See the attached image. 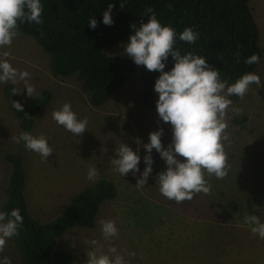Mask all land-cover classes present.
Instances as JSON below:
<instances>
[{
	"label": "rangeland",
	"instance_id": "obj_1",
	"mask_svg": "<svg viewBox=\"0 0 264 264\" xmlns=\"http://www.w3.org/2000/svg\"><path fill=\"white\" fill-rule=\"evenodd\" d=\"M249 6L261 48L254 72L264 83V0H250ZM124 44L105 51L129 58L123 54ZM0 59L30 73L28 79L35 87L36 98L45 90L53 94L31 131L34 136L43 135L53 149L45 161L22 143H16L22 131L4 94L5 84H0V211L7 199L12 172L4 156L16 154L23 159L28 174L29 209L42 223L57 218L75 195L99 180L108 179L115 184L117 197L101 205L94 228H74L57 239V250L71 253L75 264H86V251L92 247L110 256L108 249L115 247L125 264H264V240L254 236L243 219L246 214H253L264 222V86L252 84L243 99L229 97L232 106L226 116V131L230 142H224L228 174L223 179L205 174L211 191L194 193L191 200L177 203L160 194L153 178L165 168L155 150L153 172L142 189L135 186L131 171L121 177L110 164L121 143L134 150L140 146L142 172L147 154L142 144L148 142L149 133L163 127V145L167 147L171 142L170 124H158L156 109L141 104L144 86L139 70L107 103L93 107L77 76L52 75L51 56L31 36L19 33L11 46L0 48ZM15 86L25 103L36 99L27 96L23 82ZM64 103H70L79 118L88 119L82 136L73 135L52 119V112ZM91 166L98 170L95 182L87 179ZM101 220L114 221L118 235L105 240ZM92 240L97 245H92ZM0 255L9 256L12 264H21L15 236L6 242Z\"/></svg>",
	"mask_w": 264,
	"mask_h": 264
},
{
	"label": "trees",
	"instance_id": "obj_2",
	"mask_svg": "<svg viewBox=\"0 0 264 264\" xmlns=\"http://www.w3.org/2000/svg\"><path fill=\"white\" fill-rule=\"evenodd\" d=\"M249 1L42 0L43 23L25 22L20 25L19 33L34 38L51 56L50 68L54 77L77 76L93 107L107 103L139 70L144 86L141 104L144 108L156 109L158 94L154 91V83L159 73L137 66L130 58L108 55L105 50L126 43L133 34L131 25L139 27L140 22L146 23L148 9H152L162 25L171 26L177 33L189 26L199 32L195 44L177 39L175 46L181 54L193 52L205 57L210 66L220 70L221 79L234 83L244 73L254 72L257 68L258 63L245 64L244 58L253 53L261 55L259 30ZM108 3L115 5L112 26L101 22ZM93 16L98 21L95 29L88 27V20ZM173 64L169 56L165 71ZM12 87L11 83H6L4 94L19 120L21 131L31 132L36 117L46 110L53 94L45 90L27 104L20 94L11 96ZM11 100L19 101L27 114L13 109ZM4 159L11 165L12 172L2 211L18 208L23 217V225L15 236L21 264H75L71 253L57 250V239L74 228H94L101 205L117 197L115 184L108 179L99 180L75 195L57 218L42 223L29 209L26 195L28 174L23 159L16 154H6Z\"/></svg>",
	"mask_w": 264,
	"mask_h": 264
},
{
	"label": "clouds",
	"instance_id": "obj_3",
	"mask_svg": "<svg viewBox=\"0 0 264 264\" xmlns=\"http://www.w3.org/2000/svg\"><path fill=\"white\" fill-rule=\"evenodd\" d=\"M114 7L113 3H108L107 10L103 12L101 22L106 26L114 24ZM120 7L123 8V3H120ZM42 12V0H0V48L11 46L19 34L21 24H42ZM148 15L146 23L140 22L139 27L131 25L133 34L129 35L123 45V54L137 66L159 73L154 83V91L158 94V124H170L171 142L167 147L163 145V127L149 133L148 142L142 144L147 153L143 157L145 168L142 172L139 168L140 146L134 150L127 143H121L115 148L110 164L121 177L131 171L136 178L135 186L142 189L153 172L152 152L155 150L165 164L164 170L153 177L159 192L167 199L181 203L191 200L194 193L207 194L211 191L205 174L214 175L217 179H223L228 174L224 142H230L226 131V116L232 106L229 97L235 95L243 99L252 84L261 88L264 83L255 72L244 73L234 83L221 79L220 70L210 66L205 57L193 52L181 54V50L175 46L177 39L195 44L199 32L189 26L177 33L171 26L162 25L152 9H148ZM97 25L95 16L89 18V28L95 29ZM7 55L5 52L4 56ZM169 56L174 64L170 70L165 71ZM260 59L258 54L253 53L244 58V63L252 65L259 63ZM29 77L30 73L26 70H18L7 59H0V84L11 82V96L21 93L15 85L23 82L27 96L36 98V90L29 82ZM11 106L16 111L24 112V106L19 101L11 100ZM232 111L239 112V109L232 108ZM52 119L77 137L87 131L89 123L87 118H79L70 103H64L58 110H54ZM16 143H22L26 150L37 153L45 161L53 153L43 135L34 136L31 132L22 131L16 137ZM97 177V168L89 167L87 179L95 182ZM243 219L251 233L264 240V222L253 214H246ZM22 225L23 217L18 208L10 212L0 211V253H3L8 240L19 234ZM100 225L105 240L118 235L114 221L101 220ZM90 243L97 245L98 242L92 240ZM108 252L112 255L104 254L97 247L88 248L86 264H125L124 257L115 247H110ZM0 264H12V260L9 256L0 255Z\"/></svg>",
	"mask_w": 264,
	"mask_h": 264
}]
</instances>
